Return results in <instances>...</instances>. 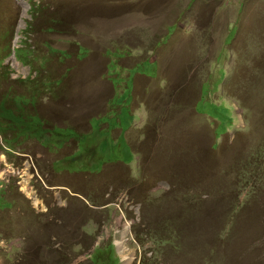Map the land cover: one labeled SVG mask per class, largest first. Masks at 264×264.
<instances>
[{
  "label": "rangeland",
  "instance_id": "obj_1",
  "mask_svg": "<svg viewBox=\"0 0 264 264\" xmlns=\"http://www.w3.org/2000/svg\"><path fill=\"white\" fill-rule=\"evenodd\" d=\"M0 195V264H264V0H0Z\"/></svg>",
  "mask_w": 264,
  "mask_h": 264
},
{
  "label": "bare ground",
  "instance_id": "obj_2",
  "mask_svg": "<svg viewBox=\"0 0 264 264\" xmlns=\"http://www.w3.org/2000/svg\"><path fill=\"white\" fill-rule=\"evenodd\" d=\"M96 65L94 64V63H92V64H90V65H88V68H87V70H88V72L92 75L95 71H96ZM99 90H97L95 93L97 94V92L98 91H100V95L102 94V91H101V88H98ZM88 93V92H87ZM90 94V93H89ZM89 94H87V95H89ZM92 94H93V92H92ZM81 96V95H80ZM85 96V95H84ZM90 96V95H89ZM82 97V96H81ZM80 97V98H81ZM92 97V96H91ZM76 98H78V97H76ZM75 98V99H76ZM83 98V97H82ZM89 99H91L90 97H89ZM79 100V99H78ZM72 101V100H71ZM75 101V100H74ZM79 102H80V100H79ZM82 102H84V101H82ZM74 103V105H73V108L75 109V111H81V107L82 106H76L77 104H75V102H73ZM91 105V104H90ZM88 109V108H87ZM3 157H1V159H2ZM21 190H22V188H21ZM27 196H28V194H26ZM124 242H125V239H124V237H123V240L122 241H119V242H117V245H118V247H119V249H121V251H122V254L124 255L125 254V251H126V247L124 246ZM123 261H130V259L128 258V256L127 255H125V256H123ZM127 264H130V263H127Z\"/></svg>",
  "mask_w": 264,
  "mask_h": 264
},
{
  "label": "flooded vegetation",
  "instance_id": "obj_3",
  "mask_svg": "<svg viewBox=\"0 0 264 264\" xmlns=\"http://www.w3.org/2000/svg\"><path fill=\"white\" fill-rule=\"evenodd\" d=\"M130 99H131V98H130ZM122 165H123V164H122ZM0 200H1V195H0ZM1 211H3V209H2V208H0V212H1Z\"/></svg>",
  "mask_w": 264,
  "mask_h": 264
}]
</instances>
